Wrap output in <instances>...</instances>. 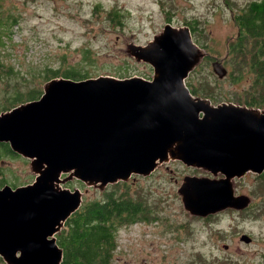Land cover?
<instances>
[{"label":"water","instance_id":"95a60500","mask_svg":"<svg viewBox=\"0 0 264 264\" xmlns=\"http://www.w3.org/2000/svg\"><path fill=\"white\" fill-rule=\"evenodd\" d=\"M129 54L151 80L56 79L40 99L0 114V143L30 161L29 185L0 189V258L6 264H60L55 235L82 204L75 179L103 191L179 162L213 177H185L178 189L190 215L205 217L238 203L230 182L264 171V111L195 98L185 81L205 54L187 27L166 26ZM218 79L222 61L211 63ZM62 175H68L61 180Z\"/></svg>","mask_w":264,"mask_h":264},{"label":"rangeland","instance_id":"374dc122","mask_svg":"<svg viewBox=\"0 0 264 264\" xmlns=\"http://www.w3.org/2000/svg\"><path fill=\"white\" fill-rule=\"evenodd\" d=\"M174 1L180 15L178 24H193L201 31L191 34L200 53L209 51L224 54L227 41L237 34L231 15L240 13L253 0ZM156 4V0H3L4 8L21 16L19 27L12 28L15 32L12 42L1 51L4 64L18 71L17 76L21 79L15 78L21 92L31 87L42 90L53 81L47 84L44 81L48 69L69 65L81 66L92 78L96 75L104 77L109 76V73L126 72L128 78L151 80L154 75L152 68L128 57V46L124 42L133 41L144 45L152 39L163 24L162 13ZM111 15H121V25L114 24L110 20ZM202 46L206 49H201ZM82 48L89 49L93 57L91 61H85ZM212 62L202 59L200 70L193 76L189 75L186 81L189 80L199 88L202 84H215L220 89V102L230 99L235 92L250 88V78L238 85L228 79H217L212 72ZM224 67L227 72L230 70L227 64ZM4 88L0 82V96L4 94ZM0 165L3 168L2 178L10 183L16 181L17 186L32 183L35 178L30 169V161L21 156L20 159H3ZM9 175L13 177L9 179ZM209 175L212 177L203 170L187 168L179 162H169L157 167L152 175L137 179L132 192L141 191L146 197L152 192L155 201L153 215L158 217V222L149 220L122 228L111 264H199L200 261V264H216L217 257L223 255L220 245L225 243L234 246L236 233L233 230L230 232V243L224 240L215 243L201 241L204 239L197 236L198 233L210 231L185 211L177 192L185 177L209 178ZM67 177L62 175L61 180ZM254 180V175L252 177L248 174L237 182L245 186L244 190H248L247 186ZM128 182L130 184L131 180ZM67 184H70V188L65 187ZM60 188L71 191L78 189L83 194V202L93 200L102 192L75 179L65 181ZM226 224L225 221L223 226ZM244 225L248 230L264 232V221H247ZM210 229L212 232H222L217 227ZM260 239L251 247H243L245 251H240L237 259L244 261L243 264H257L260 252L264 251ZM211 245L219 251L214 252ZM0 264L6 263L0 258Z\"/></svg>","mask_w":264,"mask_h":264},{"label":"trees","instance_id":"16d2710c","mask_svg":"<svg viewBox=\"0 0 264 264\" xmlns=\"http://www.w3.org/2000/svg\"><path fill=\"white\" fill-rule=\"evenodd\" d=\"M2 2L3 0H0V82L5 88L4 94L0 96V114L40 99L44 90V88L36 90L35 87H31L24 92L19 91L17 78L21 79V77L17 76L18 71L13 66L4 64L1 51L12 42L15 34L12 28L19 27L21 16L4 8ZM120 17L121 15H111L110 20L115 22L114 24L121 25ZM232 20L237 34L227 41L230 59L222 60V62L223 66L227 64L230 70L223 79L238 85L250 78V88L235 92L230 99L220 102V89L215 84H202L199 88L187 80L185 85L195 98L207 100L213 106L226 103L264 111V0L249 2L240 13L233 15ZM186 26L189 27L192 35L201 32L193 24H186ZM81 51L85 61H91L93 57L89 49L82 48ZM204 58L207 61L212 60ZM200 67L201 65L198 64L189 75L196 74ZM47 73L45 75L47 79H43L46 84L54 79L80 82L100 77V75L93 78L88 76L79 65L48 69ZM125 73H109V76L104 77L111 76L123 80L128 78ZM3 159H20V156L13 153L8 144L0 143V163ZM2 176L3 168L0 165V189L5 186L13 189L23 186L15 185L16 181L10 183ZM11 177L13 176L9 175V179ZM128 183V181L118 182L106 187L93 200L87 202L82 200L83 204L80 208L67 219L63 228L55 235L57 246L62 250L60 264H111L122 228L149 222V220L158 222V217L153 215L155 201L152 192L147 197L141 191L132 192L135 183ZM29 184L31 183L26 185ZM69 186L70 184H67L65 187L70 188Z\"/></svg>","mask_w":264,"mask_h":264},{"label":"flooded vegetation","instance_id":"af4514ba","mask_svg":"<svg viewBox=\"0 0 264 264\" xmlns=\"http://www.w3.org/2000/svg\"><path fill=\"white\" fill-rule=\"evenodd\" d=\"M156 3L158 8L160 9V12L162 13L163 24L161 28L157 31V33L154 34L151 40H153L156 36H158L166 26H170L173 29H180L185 26L182 23H181L182 25L178 24V19H179L178 17L180 15L177 11V7L174 0H165L164 3H162L160 0H156ZM231 18L233 19V15H231ZM187 28L189 29L188 26ZM117 39H119V37H117ZM151 40H148L144 45L134 43L133 41L124 42V44L126 47L128 46L127 47V51H128L129 47H133V46L143 48L147 46V44L151 42ZM201 49H206V47ZM127 51L126 54L128 55V57H131L133 60H136ZM205 57H208L213 61L216 60L222 61L225 59H230L229 45H227V49L224 52V54L222 52L211 53L207 51V53H205ZM165 168L170 174H172V171L169 170L168 167ZM248 174L252 177L254 175L255 178L254 181L250 182L251 185L247 186L248 190H244L245 186L237 182L241 178H235L230 182L234 199L246 198L247 204L243 205L242 203H238L236 206L233 205L231 207H227L223 210H220L213 214H209L205 217L190 215L187 212L193 218L194 221H199L200 223L203 224V228H205L207 231H210V232L198 233L197 236H201L204 239L201 240L203 242L211 241L212 243H215L217 240H219V242L227 241L230 243V235H229L230 232L233 230V232L236 233L235 234L236 243L234 246L225 243L220 245L222 249L221 253L224 256L223 255L218 256L217 257L218 260L215 261L216 264H243L244 261L237 259L240 255V251L243 252L245 251L244 248L251 247L257 244L260 238H261L260 242L263 241V245H264V232H260L258 230L254 231L251 229L248 230L247 226L244 225L247 221H252V222L264 221V171L261 174L247 173L246 175ZM208 177L209 179H216V180L223 178V176L221 175H218L216 177L213 176L211 177L209 175ZM142 178L145 177L134 176V178L132 177L129 180H131L132 183H135L137 179H142ZM197 178H207V177H197ZM225 221L227 222V224L223 226V223ZM211 225H215V226H211ZM210 227H217L218 229H222V232H212ZM213 247L215 246L211 245V248L214 252L219 251ZM232 249L235 250H233L232 252ZM198 251L199 250H197V252ZM259 255H260V261L257 264H264V251L262 250ZM200 263L201 261L199 262V264Z\"/></svg>","mask_w":264,"mask_h":264}]
</instances>
